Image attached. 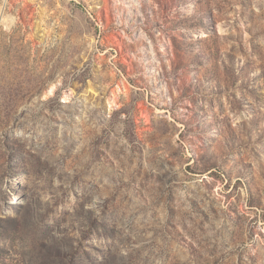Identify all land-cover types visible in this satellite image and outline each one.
<instances>
[{
    "label": "rangeland",
    "instance_id": "rangeland-1",
    "mask_svg": "<svg viewBox=\"0 0 264 264\" xmlns=\"http://www.w3.org/2000/svg\"><path fill=\"white\" fill-rule=\"evenodd\" d=\"M0 264H264V0H0Z\"/></svg>",
    "mask_w": 264,
    "mask_h": 264
}]
</instances>
